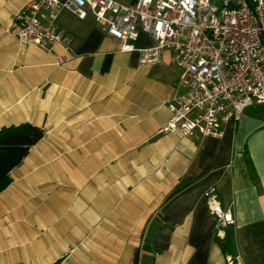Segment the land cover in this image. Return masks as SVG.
Returning a JSON list of instances; mask_svg holds the SVG:
<instances>
[{
    "label": "crops",
    "instance_id": "0c3cea01",
    "mask_svg": "<svg viewBox=\"0 0 264 264\" xmlns=\"http://www.w3.org/2000/svg\"><path fill=\"white\" fill-rule=\"evenodd\" d=\"M30 2L0 0V129L43 131L0 192V264H141L145 244L152 264H264V107L218 138L160 134L181 92L171 51L143 66L153 39L139 32L123 52L67 10L53 52L21 44L12 22ZM209 190L232 215L220 236Z\"/></svg>",
    "mask_w": 264,
    "mask_h": 264
},
{
    "label": "built area",
    "instance_id": "2783aa9c",
    "mask_svg": "<svg viewBox=\"0 0 264 264\" xmlns=\"http://www.w3.org/2000/svg\"><path fill=\"white\" fill-rule=\"evenodd\" d=\"M61 10L83 20L90 14L123 52L136 51L139 32L154 40L139 50L143 66L172 53L181 92L167 102L168 122L158 133L221 137L245 108L264 107V0H31L18 11L10 34L21 44L53 52L64 35L55 19ZM67 50V45L64 46ZM55 64L65 59L53 54ZM217 236L232 224L213 190L205 193Z\"/></svg>",
    "mask_w": 264,
    "mask_h": 264
},
{
    "label": "trees",
    "instance_id": "16d2710c",
    "mask_svg": "<svg viewBox=\"0 0 264 264\" xmlns=\"http://www.w3.org/2000/svg\"><path fill=\"white\" fill-rule=\"evenodd\" d=\"M43 138V131L29 123L18 126L4 127L0 129V192L11 182L9 173L17 167L27 155L31 146ZM249 175L255 179V173L249 167ZM224 255H233L232 241L230 235L225 233L222 238H215ZM145 253L141 258V264H152L149 256L150 247L143 245Z\"/></svg>",
    "mask_w": 264,
    "mask_h": 264
},
{
    "label": "water",
    "instance_id": "95a60500",
    "mask_svg": "<svg viewBox=\"0 0 264 264\" xmlns=\"http://www.w3.org/2000/svg\"><path fill=\"white\" fill-rule=\"evenodd\" d=\"M131 1V3H134L136 0H130Z\"/></svg>",
    "mask_w": 264,
    "mask_h": 264
}]
</instances>
